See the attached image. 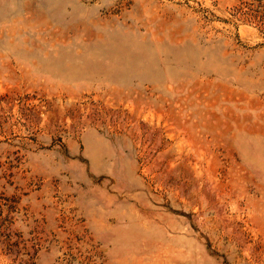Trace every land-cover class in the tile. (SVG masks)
<instances>
[{
	"label": "rangeland",
	"instance_id": "1",
	"mask_svg": "<svg viewBox=\"0 0 264 264\" xmlns=\"http://www.w3.org/2000/svg\"><path fill=\"white\" fill-rule=\"evenodd\" d=\"M261 19L0 0V264H264Z\"/></svg>",
	"mask_w": 264,
	"mask_h": 264
},
{
	"label": "trees",
	"instance_id": "2",
	"mask_svg": "<svg viewBox=\"0 0 264 264\" xmlns=\"http://www.w3.org/2000/svg\"><path fill=\"white\" fill-rule=\"evenodd\" d=\"M263 22H264V19H261V23H263ZM2 236H3V238H5L6 234H3Z\"/></svg>",
	"mask_w": 264,
	"mask_h": 264
}]
</instances>
